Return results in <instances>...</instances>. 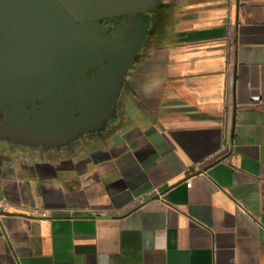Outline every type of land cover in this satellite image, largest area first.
<instances>
[{
    "label": "crops",
    "instance_id": "crops-1",
    "mask_svg": "<svg viewBox=\"0 0 264 264\" xmlns=\"http://www.w3.org/2000/svg\"><path fill=\"white\" fill-rule=\"evenodd\" d=\"M151 11L103 131L0 140V264H264V0Z\"/></svg>",
    "mask_w": 264,
    "mask_h": 264
},
{
    "label": "flooded vegetation",
    "instance_id": "flooded-vegetation-1",
    "mask_svg": "<svg viewBox=\"0 0 264 264\" xmlns=\"http://www.w3.org/2000/svg\"><path fill=\"white\" fill-rule=\"evenodd\" d=\"M42 1L24 8L39 15L0 7V140L74 151L76 140L103 131L116 114L155 18L144 11L81 22L69 14L75 29L62 33L42 12L56 4L68 10L60 0Z\"/></svg>",
    "mask_w": 264,
    "mask_h": 264
},
{
    "label": "water",
    "instance_id": "water-1",
    "mask_svg": "<svg viewBox=\"0 0 264 264\" xmlns=\"http://www.w3.org/2000/svg\"><path fill=\"white\" fill-rule=\"evenodd\" d=\"M68 12L59 4H56V11L42 12L46 18L55 23L62 33L66 30L75 29V23L71 16L77 21L98 20L103 17H110L128 13L151 11L159 0H60ZM16 3V4H15ZM16 5L21 9L20 16L31 13L39 15L37 12H24V8L34 7L30 0H0V7L5 12L6 8ZM39 7L46 6L44 1L39 0ZM41 14V13H40ZM71 16H70V15ZM0 15H3L0 13Z\"/></svg>",
    "mask_w": 264,
    "mask_h": 264
},
{
    "label": "built area",
    "instance_id": "built-area-1",
    "mask_svg": "<svg viewBox=\"0 0 264 264\" xmlns=\"http://www.w3.org/2000/svg\"><path fill=\"white\" fill-rule=\"evenodd\" d=\"M252 99H253L254 102H259L260 101L258 96H253ZM188 187H191V184H188ZM0 208L5 209L6 207H5V205H2V206H0ZM43 217H47V214H43Z\"/></svg>",
    "mask_w": 264,
    "mask_h": 264
}]
</instances>
